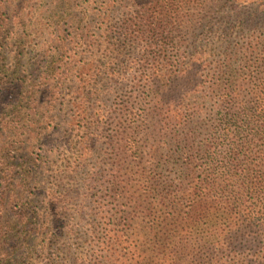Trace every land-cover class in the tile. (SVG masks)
Masks as SVG:
<instances>
[{"label": "trees", "instance_id": "16d2710c", "mask_svg": "<svg viewBox=\"0 0 264 264\" xmlns=\"http://www.w3.org/2000/svg\"><path fill=\"white\" fill-rule=\"evenodd\" d=\"M124 1L138 9L135 17L123 21L121 33L110 23L101 30L107 40L123 34L130 46L139 41L148 48L149 155L158 154L157 139L179 132L186 150L183 180L174 186L149 179L148 213L126 218L134 232L117 228L115 218L113 228H89L80 243L60 239L63 218L55 213L52 190L43 195L29 167V150L44 141L31 133L37 123L28 113L42 90L26 91L32 73L20 57L5 70L0 46V264H264V35L225 46L214 62L210 50L187 57L189 40L179 43L173 33L191 32L199 14L209 19L206 14L224 0ZM192 81L198 85L190 88ZM116 185L129 193L123 181ZM59 239L70 243L51 252Z\"/></svg>", "mask_w": 264, "mask_h": 264}, {"label": "rangeland", "instance_id": "374dc122", "mask_svg": "<svg viewBox=\"0 0 264 264\" xmlns=\"http://www.w3.org/2000/svg\"><path fill=\"white\" fill-rule=\"evenodd\" d=\"M229 1L210 9L209 19L199 14L191 32L173 33L179 43L189 40L184 56L210 50L208 61L214 62L221 59L225 46L235 48L264 35V0ZM2 6V64L10 69L20 57L26 74L32 73L25 80L26 91L32 86L42 90L28 113L37 123L31 133L44 141L29 150V167L39 191L45 195L52 190L55 213L63 218L60 239L67 235L80 243L89 228H113L115 218L117 228L134 232L136 225L126 218L148 213L149 179L156 176L179 185L186 152L175 132L156 140L159 152L150 158L148 48L139 41L130 46L123 34L111 41L102 33L108 23L121 33L123 21L135 17L138 9L124 0H4ZM207 21L211 22L204 24ZM89 25L99 30L88 33ZM114 48H120L119 55L112 53ZM106 55L116 59L109 61ZM176 56L172 49L173 63ZM196 84L192 81L190 88ZM172 97L173 104L179 101L177 95ZM118 180L126 184L128 194L111 186ZM6 195H11L10 189ZM137 199L147 205L146 211L137 208ZM60 239L51 252L70 243ZM247 254L245 250L242 255Z\"/></svg>", "mask_w": 264, "mask_h": 264}]
</instances>
